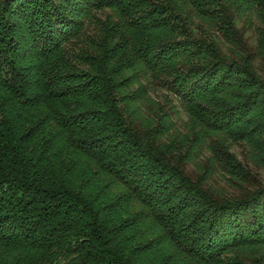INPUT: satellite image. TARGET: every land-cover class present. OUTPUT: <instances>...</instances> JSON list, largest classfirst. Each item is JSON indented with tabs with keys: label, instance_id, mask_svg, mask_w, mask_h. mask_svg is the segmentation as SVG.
Masks as SVG:
<instances>
[{
	"label": "trees",
	"instance_id": "1",
	"mask_svg": "<svg viewBox=\"0 0 264 264\" xmlns=\"http://www.w3.org/2000/svg\"><path fill=\"white\" fill-rule=\"evenodd\" d=\"M258 61L264 0H0V264H264Z\"/></svg>",
	"mask_w": 264,
	"mask_h": 264
},
{
	"label": "rangeland",
	"instance_id": "2",
	"mask_svg": "<svg viewBox=\"0 0 264 264\" xmlns=\"http://www.w3.org/2000/svg\"><path fill=\"white\" fill-rule=\"evenodd\" d=\"M254 22H256L254 20ZM238 24L240 26H243L244 22L243 20L239 19ZM213 31V29H212ZM215 32V30H214ZM247 38L250 42L251 45L255 46L256 45V31L255 28L252 27L250 28L247 33ZM217 39L222 46L223 50L225 52H228V43L216 32ZM258 67L262 68L264 67L260 61L257 62ZM146 82V81H145ZM148 90L149 94L152 96V98L160 101V102H166V100H170L173 102V104L176 106L178 110V114L174 115V119L177 123L178 127L183 128L185 121L187 120V114L185 110L182 107V104L179 100V98L174 95L172 92H170L165 86L151 81L148 83ZM232 151L238 156V158L246 165L248 166L253 172L257 173L259 175V178L264 184V169L263 168H258L256 167L249 156V147L246 145L244 142L241 143H234L232 144ZM209 156V152L207 150H204V152L201 154L199 157L200 161H205V159ZM212 183L215 184L216 186L219 187H227L229 191H231L230 186L226 183L225 179L222 177V174L219 171H216L213 178H212Z\"/></svg>",
	"mask_w": 264,
	"mask_h": 264
}]
</instances>
